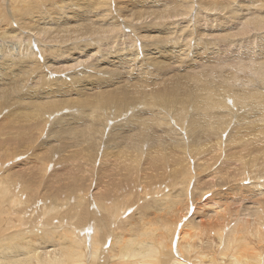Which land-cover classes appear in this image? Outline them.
<instances>
[{
  "label": "bare ground",
  "instance_id": "bare-ground-1",
  "mask_svg": "<svg viewBox=\"0 0 264 264\" xmlns=\"http://www.w3.org/2000/svg\"><path fill=\"white\" fill-rule=\"evenodd\" d=\"M114 2L0 0V225L8 226L0 264H264L263 181L243 166L232 179L219 170L223 152L242 163L248 148L264 153V85L253 76H264V51L226 61L228 43L203 63L155 51L172 36L154 35L155 23L128 26L134 20L115 18ZM164 5L163 18L182 12L174 25L190 32L196 52L232 36L194 41V0ZM84 9L95 11V24ZM223 17L205 26L224 30ZM254 21L233 30H264V14ZM63 163L67 177L55 172ZM246 192L260 195L250 203L262 205L253 225L233 207ZM43 203L54 209L46 229L33 231L23 214L33 207L39 220ZM131 212V226L143 227L126 236L119 224ZM24 225L31 233L19 244L2 238ZM85 232L89 246L78 237Z\"/></svg>",
  "mask_w": 264,
  "mask_h": 264
},
{
  "label": "rangeland",
  "instance_id": "rangeland-1",
  "mask_svg": "<svg viewBox=\"0 0 264 264\" xmlns=\"http://www.w3.org/2000/svg\"><path fill=\"white\" fill-rule=\"evenodd\" d=\"M110 1H112V0H110ZM120 1V5L119 4H117V0H116V2H114L115 3V5H116V8H117V11H113L114 12V14H113V16L115 17V18H118V19H120V20H124V18H126L125 16L126 15H128L127 17L130 19V20H134V21H131V24H128V26H136V25H139V24H141L142 22L143 23H145V24H154L155 23V25H156V27L154 28V29H157V30H155V32H154V35H157L158 34V36L159 37H161V38H163V39H165L166 38V40H167V37H165V36H172V38L169 40V42L171 43V46H170V44L169 45H165V46H162V45H160L155 51H160V50H163V49H170V50H168V51H178V52H182L183 53V57H187V55H190V57L188 58V59H193V60H196V59H198L199 61H201V63H203V62H206L208 59H209V56L210 57H212L211 55H212V53H213V56L215 57V55H216V53L218 52V50L219 49H221L220 48V46H225V44H228L230 47H232V48H229V49H227L223 54H221V56H223V59L224 60H226L227 61V59H230V60H233V58H236L237 57V55H238V57H243V56H245L246 58H250V57H252V56H254L255 55V53H257V52H262V51H264V30H262V29H257V28H255L254 26H251L250 27V29H248V30H246L243 34H237V33H235L234 32V30H238L239 29V27H241V25H242V23L245 21H250V22H253L251 25H254V20H255V18L258 16V15H260V14H264V8H261L257 3H258V1L259 0H194V7H192L193 9L191 10V11H193V16L191 15L190 16V18L192 17H197V19H198V22H197V20H194V22L193 23H197L196 25L198 26L197 27V29H196V34H195V36L194 35H192V38L194 39V41H199L200 42V40L201 39H203L204 38V40H206V39H208L209 37H210V35H212V34H216V35H218L219 33H226V34H231L232 36H230V37H225V36H223L222 38H215L216 40L214 41V42H212L213 43V45H214V48H210V51H206V52H204V53H202V52H196V48H194L193 46H191V44H192V42H191V40H189L190 38V32L189 31H186V32H189V33H186V32H184V31H182V30H180V31H177L178 29H176V26L174 25V24H176L174 21H176V20H178V19H180V18H182V12H178V14L176 15V14H174V13H172V15H174V17L173 18H171L172 20H170V18H167V17H165V18H163L162 16H161V12L162 11H164V9H165V2H166V0H119ZM155 1V2H154ZM72 2L73 3H79L80 2V0H72ZM205 2V3H204ZM237 2H239V3H237ZM251 2H252V4H251ZM139 3V4H138ZM142 3V4H141ZM157 3H159V5H160V3H162L161 5L162 6H159ZM232 3V4H231ZM257 4V6H256V4ZM254 4H255V7H254ZM152 5V6H151ZM226 5V6H225ZM230 5V6H229ZM88 6V5H87ZM217 6V7H216ZM228 6V7H227ZM247 6H249V7H247ZM119 7H121V8H119ZM155 7H159L158 8V11H156L157 10V8H155ZM227 7V8H226ZM236 9H235V8ZM234 8V9H233ZM152 9H153V11H152ZM231 9V10H230ZM233 9V10H232ZM252 9H253V11L255 12H252ZM146 10V11H145ZM155 10V11H154ZM240 10V11H239ZM256 10V11H255ZM84 11L86 12L87 10H85L84 9ZM119 11V12H118ZM148 11V12H147ZM248 11V12H247ZM54 12H56V11H54ZM137 12H138V15H137ZM221 12V13H220ZM223 13V14H222ZM86 14H88L87 16H86ZM85 14V16H84V19H86V22L88 21V23H94L95 24V22L97 21V19H98V16L96 15V13H95V11H87V13ZM95 14V15H94ZM92 15H94V16H92ZM218 15H221V16H225V17H223V18H221V20H223L224 22L223 23H220V25H218L219 26V28H224V30H219V32H218V30L216 29V28H209L208 26H205L206 25V23L209 21V19L211 18V16L212 17H216V16H218ZM158 16V17H157ZM141 17V21H139L138 23L136 22V19H138V18H140ZM147 17H148V19H147ZM208 17V18H207ZM87 18H90V19H87ZM163 19V21L164 22H161L162 21V19ZM177 18V19H176ZM248 18V19H247ZM241 19L243 20V22L241 21ZM126 20H127V18H126ZM181 20V19H180ZM238 22H237V21ZM146 21V22H145ZM166 21V22H165ZM86 22H85V24H86ZM177 22V21H176ZM202 22H204L203 24H204V26H200V23H202ZM232 22V23H231ZM234 22V23H233ZM163 23V24H162ZM173 23V24H172ZM228 23V24H227ZM160 24V25H159ZM212 24H216V23H212ZM233 24V25H232ZM168 25V26H167ZM171 26V27H170ZM174 26H175V28H174ZM211 26H214V25H211ZM160 27V28H159ZM206 27V28H205ZM169 28V29H168ZM201 28V29H200ZM233 28H234V30H233ZM23 29V28H22ZM153 29V28H152ZM151 29V30H152ZM174 29H175V31H174ZM258 31H257V30ZM27 30H29V29H27ZM172 30V31H171ZM232 30V31H231ZM254 30V31H253ZM182 31V32H181ZM213 31V32H212ZM30 32V34H31V32L32 31H29ZM200 32V33H199ZM202 32V33H201ZM167 34V35H166ZM182 34V35H181ZM189 34V35H188ZM185 36H187V37H185ZM179 37V38H178ZM199 37H200V39H199ZM184 38V39H183ZM199 39V40H198ZM173 40V41H172ZM237 40V41H236ZM163 41H165V40H163ZM225 41V42H224ZM189 42H191V43H189ZM209 42H211V41H208L207 43H209ZM164 43H166V41L164 42ZM180 43V44H179ZM220 43V44H219ZM130 43H127V45H129ZM177 44H178V46H177ZM189 44V45H188ZM234 44V45H233ZM183 45V46H182ZM213 45H210V47H213ZM162 46V47H161ZM180 46V47H179ZM216 46V47H215ZM239 46V47H238ZM105 47V46H104ZM110 47V46H109ZM173 47V48H172ZM179 49H178V48ZM190 47V48H189ZM177 48V49H176ZM183 48V49H182ZM192 48V49H191ZM239 48V49H238ZM173 49V50H172ZM194 49V50H193ZM180 50V51H179ZM231 50H233V52L231 53ZM236 50L238 51H240V53L239 54H233V53H235L236 52ZM187 51V52H186ZM214 51V52H213ZM208 52V53H207ZM218 53H220V52H218ZM187 54V55H186ZM229 54V55H228ZM231 55H233V56H231ZM236 55V56H235ZM231 57V58H230ZM243 59H244V57H243ZM243 71H241L240 73H239V76L241 77V76H244V75H246L245 73H242ZM254 77H255V81H257V82H261V81H263V82H261L262 83V85H264V76L263 77H257V76H255V75H253ZM242 79H244V80H247V79H245V78H242ZM262 79V80H261ZM251 85H253L252 83H250ZM255 86V85H254ZM263 88H264V86H263ZM262 88V89H263ZM256 102V101H255ZM251 103H252V101H251ZM249 106H254L253 104L251 105H249ZM244 107V108H243ZM245 107H247V106H245V105H243V106H241L239 109L242 111V112H244V113H246L247 114V112H246V110H245ZM261 107V106H260ZM142 111H144L142 108H140ZM245 110V111H244ZM262 111H264L263 109H262ZM263 119H264V116H263ZM260 126H263V125H260ZM258 127H256V129H257ZM234 145L235 146H239L241 149H243V146L241 145V142L239 143V145H236V143H234ZM242 146V147H241ZM252 149H250V148H248L247 149V151H245L243 154H244V156H243V160H245V161H243V163L242 162H240V161H234V159L235 158H237L236 156H238L237 154L235 155V153L234 154H227V153H225V152H223V156L220 158V160H219V162H222V161H224L223 162V164H222V167H220L219 168V170L220 171H222V172H224V170L223 169H226L227 167L229 168H227V170L225 171L226 173H223V176H226L227 175V177L229 176V175H231L230 176V179H232L233 178V175L232 174H235L240 168H242V166H243V169L245 170V172L247 173V174H249V176H251V179H249V180H256V181H259V180H261V181H263V186H264V164H263V161H264V153L262 154V152H260V153H258L257 151H255V152H253V153H249L250 151H251ZM206 152H208V151H206ZM256 153V154H255ZM247 154H248V156H247ZM251 154V155H250ZM262 154V155H261ZM235 156V157H234ZM256 158H255V157ZM233 157H234V159H233ZM247 157H248V160H246L247 159ZM255 159V160H254ZM262 159V160H261ZM8 160H11V158L10 159H8ZM227 160V161H226ZM231 160H233L232 162H231ZM258 160H259V162H258ZM204 161V160H203ZM206 161V160H205ZM204 161V162H205ZM260 161H262V162H260ZM54 162L55 163H57L58 161H55L54 160ZM231 162V163H230ZM237 162V163H236ZM230 163V164H229ZM229 164V165H228ZM233 164V165H232ZM235 164V165H234ZM238 164V165H237ZM242 164V165H241ZM67 165H69V164H67ZM71 165V164H70ZM255 165V166H254ZM257 165V166H256ZM63 166V167H62ZM60 165L58 168H60V170H56L55 172L58 174V173H61L60 175H63V177H67V173H69V172H71V171H69V170H71V168L70 169H68V171H67V169H66V166H65V164L63 163V165ZM241 166V167H240ZM65 167V168H64ZM224 167V168H223ZM259 167V168H258ZM222 168V169H221ZM232 169H234V170H232ZM250 169V170H249ZM254 169V170H253ZM67 172H66V171ZM211 170V169H210ZM230 170V171H229ZM111 171H113V170H111ZM110 171V172H111ZM63 172V173H62ZM229 174H228V173ZM235 172V173H234ZM262 172V173H261ZM242 176V174H239V177H241ZM236 181H234V183H235ZM239 182H241V181H237L236 183H239ZM243 182V181H242ZM241 182V183H242ZM245 182V181H244ZM249 182V181H248ZM112 187V188H111ZM114 187H115V185H114ZM260 187V186H259ZM108 189H109V191H111L112 192V196L113 195H116L117 193L116 192H114V190H113V185L112 184H110L109 185V187H108ZM250 191H253V190H250ZM114 193V194H113ZM247 194H246V196H247V198L250 196H252V200H251V198L249 197V199L245 202V204L243 205V203H241V206H240V203H234V205H233V207H234V209L235 210H237V212H238V214H237V212L235 213L236 215H239V213H240V216H242V218H241V220H243V221H246L247 222V220L249 221L248 223H252V225L253 224H255L257 221H259L258 220V215L256 214V212H257V209L258 208H260V207H262V205H255V207H254V205L253 204H250V203H252V202H254L253 200L254 199H258L259 197H260V195L258 194V195H256V196H254L253 194H251L250 192H246ZM249 193V194H248ZM256 193V192H255ZM209 193H207L206 195H205V198L207 197V196H209L208 195ZM118 195V194H117ZM254 196V197H253ZM256 199V200H257ZM250 201V202H249ZM129 205V204H128ZM251 205H253V206H251ZM239 206H240V208H239ZM243 206V207H242ZM258 206H260V207H258ZM237 207L239 208V209H237ZM257 207V208H256ZM51 208L52 209H54V205H50L49 203H47V204H45V203H43L42 205H41V207H40V209H39V211L37 212V215H39V220L38 219H34V212H33V207H31L30 209H28V212H26V213H24L23 214V217L25 218L26 216V221H28V224L29 225H31L30 227H28V228H30V229H33V231H40V230H43V229H46L43 225H44V223H45V221L47 220V217H46V213L47 214H49V211L51 210ZM254 208H256V209H254ZM251 209V210H250ZM252 209H254V210H252ZM242 210H244V211H242ZM246 210H248V211H246ZM134 211V210H133ZM132 211V212H133ZM256 211V212H255ZM31 212V213H30ZM125 211H123L122 213H124ZM132 212L130 213V217L127 219V220H125L123 223H121V224H119V232L120 233H123V235H125L126 233H128V234H131V232H133V234H135L136 232H138V228H140L142 225L141 224H139V225H135V228L136 229H134V227L133 226H131V224H132V222L134 221V219L131 217V215H132ZM244 214H243V213ZM246 212V213H245ZM247 212L249 213V214H247ZM252 212V213H251ZM254 212V213H253ZM126 214H127V211L125 212ZM106 214V213H105ZM253 214H254V216H253ZM256 214V215H255ZM22 215V214H21ZM245 216H249L248 218H247V220H246V217ZM251 216H252V218H251ZM12 216H10L9 217V219H8V222H10L11 220H13L14 218H11ZM106 219H107V216H106ZM249 219H253V221H251V220H249ZM257 219V220H256ZM6 221V220H5ZM5 221L3 222V224L5 223ZM107 221V220H106ZM256 221V222H255ZM126 222V223H125ZM157 222H159L160 224L162 223V220H157L156 221V223ZM159 223H157V225H159ZM3 224H1L0 225V230L1 229H3V228H6V227H8L7 226V224H5V225H3ZM67 225H69V224H67ZM66 225V226H67ZM141 225V226H140ZM126 226H127V228H126ZM143 227V226H142ZM141 227V228H142ZM24 228H27V225H24L22 228H19V229H15V228H10L9 230H5V231H3L2 233L4 234V236L2 237V238H4V237H7L8 239L6 240V241H10L9 243H11V244H15L16 243V245L17 244H19V241L17 240L18 239V237L19 236H21V235H25V234H27V233H31V231H30V229H26V230H24ZM123 230H125V231H123ZM128 231V232H127ZM136 231V232H135ZM135 232V233H134ZM88 233L89 232H85V233H82L81 235H79L78 237H80V236H84L85 237V241H86V245L87 246H89L88 245V243H89V241H88ZM128 234H126V236L128 235ZM210 235V234H209ZM214 235H212V237H213ZM81 237V238H82ZM6 241H4V242H6ZM255 242H257L258 243V240L256 239V240H254ZM4 242H2V243H4ZM53 243V241H48L47 242V246H51V244ZM34 264H37V262H35Z\"/></svg>",
  "mask_w": 264,
  "mask_h": 264
}]
</instances>
